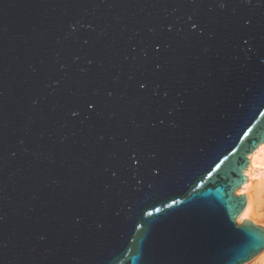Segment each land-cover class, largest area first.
<instances>
[{
  "label": "water",
  "instance_id": "95a60500",
  "mask_svg": "<svg viewBox=\"0 0 264 264\" xmlns=\"http://www.w3.org/2000/svg\"><path fill=\"white\" fill-rule=\"evenodd\" d=\"M261 102L264 0H0V264L251 262L264 228L233 237L224 222L246 205ZM176 196L188 203L128 245L142 210Z\"/></svg>",
  "mask_w": 264,
  "mask_h": 264
},
{
  "label": "snow or ice",
  "instance_id": "6c2138e0",
  "mask_svg": "<svg viewBox=\"0 0 264 264\" xmlns=\"http://www.w3.org/2000/svg\"><path fill=\"white\" fill-rule=\"evenodd\" d=\"M221 8L225 7L224 4L219 5ZM189 31L194 32L196 34H203V27L199 24L198 21L194 19L193 16H189ZM251 24L250 19H243V25L244 26H249ZM74 27V26H73ZM167 30L169 32L172 31L171 25L168 26ZM243 43L245 45H248L249 41L247 39L243 40ZM154 50L159 53L161 51V45L159 43H156L153 45ZM160 65L157 64V68H159ZM131 79V77L129 78ZM147 87V83L140 81L138 82V88L140 90H143ZM97 93H93V95H96ZM77 97V102H79V99L81 97V93H76L75 94ZM113 93L109 92L108 96L111 97ZM84 103H86L87 109L90 112H97L98 115H101L99 109H98V104L96 101H89V100H84ZM72 116H77L79 115L78 110H73L71 111ZM257 117L260 119H264V102H261V104L257 107L256 114L254 117L248 122V124H251L253 121L257 120ZM245 128L248 127L246 124L244 126ZM243 131V130H242ZM251 129H248V131H244L243 135L246 137L248 136L249 132ZM231 147V146H230ZM235 149L232 148V151ZM232 151H229V148L226 149L225 151L219 153L208 165L204 170L200 173V175L195 179L193 182V185L191 187V191L188 193V196H192L193 193H197L198 190H200L205 182L209 180L210 178L213 177L214 173L217 172L218 169L221 168V165L224 163L225 160L229 158V156L232 154ZM227 153V155H225ZM221 156H223V159H221ZM125 163L127 167L130 169H138L141 168L145 165V162L143 161L142 156L140 155V151L138 148H133L131 152H129L126 156ZM153 175L158 174V169L153 168ZM116 173H113V176H115ZM137 185H139L140 180H136ZM188 203V200L186 198H179L178 196L176 197H166L162 200H158L155 203L147 206L145 209L142 210L141 218L136 221L134 225V229L132 232V239L128 240V245H133L137 241V233L143 234L144 230L146 229V225L149 223H155V220L153 218L160 217L162 216L165 212H171L173 209H179L180 207L184 206L185 204ZM157 204L160 205V207L157 206ZM242 216V215H241ZM240 216V217H241ZM238 218L235 222H224L227 230L229 233L233 236L236 237L239 233H241L244 228H245V220L247 216H244L242 219ZM260 227L264 228V223L260 225ZM131 251V246L126 247L124 254H127V252ZM240 255V252H239ZM247 258V257H243Z\"/></svg>",
  "mask_w": 264,
  "mask_h": 264
},
{
  "label": "bare ground",
  "instance_id": "6f19581e",
  "mask_svg": "<svg viewBox=\"0 0 264 264\" xmlns=\"http://www.w3.org/2000/svg\"><path fill=\"white\" fill-rule=\"evenodd\" d=\"M243 174L246 176L245 182L235 190L237 195L244 194L246 197V205L240 216L250 208L246 220L261 225L264 223V142L248 155V164ZM240 216H237L236 220ZM253 261L256 264H264V250L245 264H253Z\"/></svg>",
  "mask_w": 264,
  "mask_h": 264
},
{
  "label": "clouds",
  "instance_id": "9594fccd",
  "mask_svg": "<svg viewBox=\"0 0 264 264\" xmlns=\"http://www.w3.org/2000/svg\"><path fill=\"white\" fill-rule=\"evenodd\" d=\"M249 212H250V208L249 209H246L245 212L242 214V216L240 218L242 219L244 216H248L249 215ZM253 264H256V262L253 261Z\"/></svg>",
  "mask_w": 264,
  "mask_h": 264
},
{
  "label": "rangeland",
  "instance_id": "374dc122",
  "mask_svg": "<svg viewBox=\"0 0 264 264\" xmlns=\"http://www.w3.org/2000/svg\"><path fill=\"white\" fill-rule=\"evenodd\" d=\"M258 226H260V225H258Z\"/></svg>",
  "mask_w": 264,
  "mask_h": 264
}]
</instances>
